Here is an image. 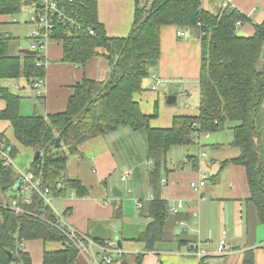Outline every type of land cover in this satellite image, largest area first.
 I'll list each match as a JSON object with an SVG mask.
<instances>
[{
  "label": "trees",
  "instance_id": "1",
  "mask_svg": "<svg viewBox=\"0 0 264 264\" xmlns=\"http://www.w3.org/2000/svg\"><path fill=\"white\" fill-rule=\"evenodd\" d=\"M58 1L80 23V28L75 29L58 26L56 37L63 45V60L85 69L90 59L102 56L108 60L110 72L104 80L85 77L74 86L67 108L47 116L23 115L21 97L0 83V97L7 104L0 118L10 120L17 141L35 151L28 170L40 179L41 187L49 186L54 196L73 191L76 197L89 196V188L79 179L66 176L68 158L80 153V147L90 139L120 127L145 128L148 157L153 162L149 181L155 197L150 204L152 221L135 240L143 242L147 251L153 250L164 239L169 216V204L160 195V178L167 170L169 150L173 146L193 145L198 136L232 125L233 144L241 153L224 161L223 166L235 162L246 168L250 200L264 223V153L256 126L264 103V23L256 25L252 36H244L237 33L236 22L248 19L236 9L212 14L203 8L202 0H136L129 34L111 37L100 22L98 0ZM30 2L0 0V14L15 15ZM166 25L194 32L200 39L199 114L177 116L171 127L154 128L151 120L158 116V105L153 115L144 114L134 95L146 89L149 77H155L156 68L151 67V61L160 60L161 29ZM12 40L10 34L0 32V80L25 77L34 86V81L46 76L43 52L14 54ZM10 154L14 157L17 148L12 147ZM19 178V173L0 159V264H33L30 253L24 250V243L33 240L63 243L61 249H46L42 264H78L79 248L40 193H32L30 203L22 206L23 212L2 204L4 199L17 197L15 185ZM115 212L117 217L122 214L119 208ZM94 240L104 244V239ZM103 252L102 264H129L123 256L114 258L112 253L108 255L113 261L105 263L107 252ZM143 257L141 253L137 264H142ZM243 264H256L254 250L245 252Z\"/></svg>",
  "mask_w": 264,
  "mask_h": 264
},
{
  "label": "crops",
  "instance_id": "2",
  "mask_svg": "<svg viewBox=\"0 0 264 264\" xmlns=\"http://www.w3.org/2000/svg\"><path fill=\"white\" fill-rule=\"evenodd\" d=\"M202 6L212 14L234 9L244 14L248 21L237 28L240 35L252 36L256 25L264 23V0H202ZM98 8L100 22L109 36L129 34L136 0H98ZM12 16L0 14V32L10 34L14 39V34L33 30L28 20L24 27L12 25L16 20ZM179 29L182 28L175 25L162 27L161 56L153 72L155 77H149L145 81L146 89L134 95L144 114L153 115L158 109V116L151 120L154 128L171 127L177 116L199 114L201 43L194 32L190 34L183 29L184 35H178ZM21 47L18 46V53H21ZM63 56L60 41L51 42L43 51L42 63L46 69L43 96L37 94L36 88L25 77L0 80L2 86L21 97L20 112L23 115L47 116L62 112L77 83L85 77L96 80L108 77L110 64L102 56L90 59L85 69L65 62ZM155 83L159 84L157 89L152 88ZM163 83H178L177 103H167L170 91L162 87ZM183 93L185 97H182ZM6 105V100L0 97V113ZM256 126L264 153V103L257 115ZM232 127L228 125L222 131L200 135L193 145L173 146L169 150L167 170L160 178V195L169 204V216L164 239L153 250L147 251L143 242L135 240L152 221L150 204L155 197L149 181L153 162L148 157L145 128L134 130L123 126L85 142L80 153L68 158L66 176L79 179L89 188V196L51 195V206L62 217L67 229L75 228L92 239L115 240L129 264H137L141 253L144 254L142 264H201L192 248L196 242L206 255L205 259L218 264H243L245 252L250 249L255 252L256 264H264V223L250 200L246 168L235 162L223 166L224 161L235 159L241 153L233 144ZM0 142L9 153L12 147L17 148L14 156L17 164L25 161L19 167L25 165L26 170L30 167L35 151L17 141L10 120L0 118ZM126 173L128 177L123 180ZM203 179L205 184L199 186ZM192 183H196L197 188L192 187ZM116 187L122 192L121 197L113 196ZM179 202L184 203V208L174 214L170 209ZM118 208L122 213L120 217L115 212ZM117 237L121 241L120 247ZM222 237H226L230 250L220 255L217 249ZM62 247L61 242L33 240L24 243V250L30 253L33 264H42L46 249ZM103 251L84 242L78 264L101 262ZM112 256L120 257L118 253H112Z\"/></svg>",
  "mask_w": 264,
  "mask_h": 264
},
{
  "label": "built area",
  "instance_id": "3",
  "mask_svg": "<svg viewBox=\"0 0 264 264\" xmlns=\"http://www.w3.org/2000/svg\"><path fill=\"white\" fill-rule=\"evenodd\" d=\"M227 4V3H226ZM225 4V5H226ZM32 15L30 19V23L33 25V30L30 33V48L31 50H37L38 52H43L48 45L53 41H59L56 37L58 31V26L66 27L68 29L80 28V23L77 18L73 15L69 14L66 11V8L62 6L58 0H31L29 4ZM243 22L241 20L236 22V28H239ZM90 33H94V30L91 29ZM178 35H184L183 29L178 30ZM45 83V78H39L34 81V87L37 90V94L39 96L43 95L42 86ZM153 89H157L158 86L154 85ZM185 93L182 94V97H185ZM0 159L3 161L4 165L11 166L19 173V184L20 189L18 190L17 197L12 199H4L2 204L10 209L15 210L16 212H23L24 209L22 206L25 203H30L31 196L33 192H38L44 198L46 203L51 205L52 196L51 189L49 186L44 189L41 187V181L38 179L33 172L28 169H22L17 164L15 158L7 151L2 143H0ZM128 177V173L122 176L123 180H126ZM206 177V176H205ZM199 186H203L205 184V179L201 180ZM192 187L197 188L196 183H192ZM71 195L75 196V191L71 192ZM184 208V203L179 202L177 206L172 207L170 210L176 214L181 209ZM61 221H63L62 217L57 214ZM68 236L71 240L75 242L80 252L84 250V242L87 241L91 248L95 246L103 249L107 252V255L104 257L105 263H111L112 257L108 255V253H118L121 257L122 253L117 248V243L115 240L105 239L104 244L101 245L97 241L92 238H89L87 235L82 234L77 231L75 228L68 229ZM192 248L195 250V254L201 259V264H218L214 260L205 259L204 253L199 250V243H193ZM230 250V245L226 239V237H222L219 246L217 249L218 254L222 255L227 253ZM95 264H102L101 262H95Z\"/></svg>",
  "mask_w": 264,
  "mask_h": 264
},
{
  "label": "rangeland",
  "instance_id": "4",
  "mask_svg": "<svg viewBox=\"0 0 264 264\" xmlns=\"http://www.w3.org/2000/svg\"><path fill=\"white\" fill-rule=\"evenodd\" d=\"M31 15H32V10L29 7V5L28 4L27 5L23 4L21 12L12 16V18H14V19L16 18L15 23H13L12 25L24 27L25 25H27V22H25V21L28 20L30 22ZM30 27H32V26L30 25ZM239 30L240 29H238V32H240ZM30 31L29 32L24 31L25 34H20V35H17V36H16V34H14L15 38L11 42L12 53H14V54L18 53L17 52V50H18L17 48H18L19 45L22 46L21 48H30V38H29L30 33H31ZM26 100H29V99H26ZM24 103H25V101H24ZM22 162H25V161L22 160L19 164L21 165ZM22 167H21L22 169H26L25 165L24 166L22 165Z\"/></svg>",
  "mask_w": 264,
  "mask_h": 264
},
{
  "label": "water",
  "instance_id": "5",
  "mask_svg": "<svg viewBox=\"0 0 264 264\" xmlns=\"http://www.w3.org/2000/svg\"><path fill=\"white\" fill-rule=\"evenodd\" d=\"M20 52L21 53H24V54H29V55H37L38 54V51L37 50H31L29 48H22L20 49ZM262 59H264V50H263V55H262ZM158 66V61H151V67L152 68H156ZM162 87H165L167 88L168 91H170V94L167 98V103L168 104H174V103H177L178 101V83H172V84H167V83H163L162 84ZM60 140L61 138L58 137L57 140H56V144L59 145L60 144ZM36 155H40V152L38 151L36 153ZM15 189L16 190H19L20 189V184H19V181L16 183L15 185ZM113 196L114 197H121L122 196V192L118 190V188H114V191H113ZM117 241H118V244H119V247L121 246V241H120V238L117 237Z\"/></svg>",
  "mask_w": 264,
  "mask_h": 264
}]
</instances>
